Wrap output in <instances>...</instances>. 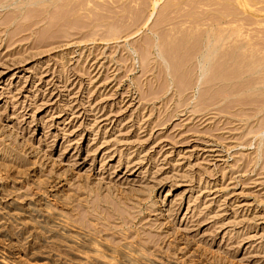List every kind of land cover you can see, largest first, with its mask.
I'll list each match as a JSON object with an SVG mask.
<instances>
[{
  "label": "rangeland",
  "instance_id": "1",
  "mask_svg": "<svg viewBox=\"0 0 264 264\" xmlns=\"http://www.w3.org/2000/svg\"><path fill=\"white\" fill-rule=\"evenodd\" d=\"M0 264H264V0H0Z\"/></svg>",
  "mask_w": 264,
  "mask_h": 264
},
{
  "label": "bare ground",
  "instance_id": "2",
  "mask_svg": "<svg viewBox=\"0 0 264 264\" xmlns=\"http://www.w3.org/2000/svg\"><path fill=\"white\" fill-rule=\"evenodd\" d=\"M186 36V35H185ZM207 46H208V44H210V42H211V40L210 39H208L207 41ZM197 60V59H196ZM233 91V90H232Z\"/></svg>",
  "mask_w": 264,
  "mask_h": 264
}]
</instances>
